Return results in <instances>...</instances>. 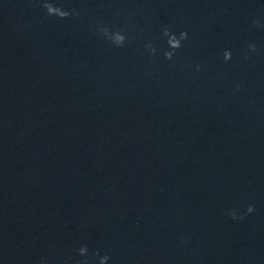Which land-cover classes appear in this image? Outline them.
Wrapping results in <instances>:
<instances>
[{
  "label": "water",
  "instance_id": "water-1",
  "mask_svg": "<svg viewBox=\"0 0 264 264\" xmlns=\"http://www.w3.org/2000/svg\"><path fill=\"white\" fill-rule=\"evenodd\" d=\"M102 255L264 264V0H0V264Z\"/></svg>",
  "mask_w": 264,
  "mask_h": 264
},
{
  "label": "clouds",
  "instance_id": "clouds-1",
  "mask_svg": "<svg viewBox=\"0 0 264 264\" xmlns=\"http://www.w3.org/2000/svg\"><path fill=\"white\" fill-rule=\"evenodd\" d=\"M45 7L49 10V12L51 11V5H49L47 2H45ZM62 15H67V13H62ZM103 31L106 33V35H108V37L113 40L116 44H121L123 43V41L125 40V36L123 33L121 32H111L109 33L108 32V29H103ZM164 34L170 36L172 39H171V44H172V48H177L180 46V42L182 39L186 38L187 36V33L186 32H183L181 31L179 33V36H177L175 33H172L170 32L168 29H164ZM146 47H148L150 50H153L154 49H151V45L148 44L146 45ZM249 47L250 48H255V45L253 44H249ZM165 55L166 56H171L172 55V52L171 51H167L165 52ZM231 50L230 49H225L224 52H223V57L225 60H229L231 58ZM254 209H253V206L252 205H249L248 208H247V212H252ZM232 215L233 217L235 218L236 216V213L235 212H232ZM79 253L81 255L87 253L88 251V248L86 245H82L79 249H78ZM109 257L108 255H102L99 257V261H100V264H106V262L108 261Z\"/></svg>",
  "mask_w": 264,
  "mask_h": 264
}]
</instances>
